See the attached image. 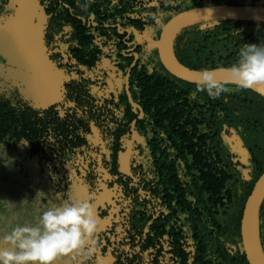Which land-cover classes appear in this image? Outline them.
<instances>
[{
    "label": "trees",
    "instance_id": "obj_1",
    "mask_svg": "<svg viewBox=\"0 0 264 264\" xmlns=\"http://www.w3.org/2000/svg\"><path fill=\"white\" fill-rule=\"evenodd\" d=\"M31 1L41 20L33 43L67 78L60 100L45 107L0 78V155L17 152L53 194L64 196L74 180L85 195L109 193L85 264H249L241 218L264 172V96L226 83L228 91L209 98L169 73L157 46L184 11L264 0ZM247 44L264 45V22H192L170 48L198 70L236 63ZM257 226L264 255V199Z\"/></svg>",
    "mask_w": 264,
    "mask_h": 264
},
{
    "label": "clouds",
    "instance_id": "obj_2",
    "mask_svg": "<svg viewBox=\"0 0 264 264\" xmlns=\"http://www.w3.org/2000/svg\"><path fill=\"white\" fill-rule=\"evenodd\" d=\"M197 71L196 91L206 93L209 98H218L228 91L225 86L228 81L215 76L220 72L227 73L236 88L247 89L264 82V45L247 44L240 49L236 63ZM18 144L26 147L28 141L22 139ZM4 156L10 160L5 150ZM91 196L89 193L80 200L53 202L39 213L38 224H17L0 234V240L8 246L0 248V264H54L66 255L79 256L78 264H85L98 243L94 237L97 219Z\"/></svg>",
    "mask_w": 264,
    "mask_h": 264
},
{
    "label": "rangeland",
    "instance_id": "obj_3",
    "mask_svg": "<svg viewBox=\"0 0 264 264\" xmlns=\"http://www.w3.org/2000/svg\"><path fill=\"white\" fill-rule=\"evenodd\" d=\"M36 16L37 14L36 25L33 28L34 32L37 30L35 35L41 25L40 18ZM33 53L36 55L34 58L37 64H33L29 72L17 68L10 69L8 64H0V78H10L15 81L21 88L23 97L33 106L45 107L60 100L62 84L67 77L48 64L47 57L42 56L37 43H33ZM42 73L48 76L46 87L41 82ZM94 137H97V134L92 133L91 139ZM230 146L238 153L241 151L232 136ZM7 156L10 158L9 161L4 154L0 155L3 157L0 159V234L8 232L17 224H38L39 213L53 202L59 204L62 201H75L88 196L84 193L85 188L83 189L76 180L64 196L53 194L38 178H35L33 166H29L17 152ZM40 192L44 194L41 195ZM107 194L109 193L98 192L90 197L94 215L99 207L111 202V197L109 199ZM0 248H8V246L0 240ZM54 264H71V262L63 256L54 261ZM72 264H78V261Z\"/></svg>",
    "mask_w": 264,
    "mask_h": 264
},
{
    "label": "water",
    "instance_id": "obj_4",
    "mask_svg": "<svg viewBox=\"0 0 264 264\" xmlns=\"http://www.w3.org/2000/svg\"><path fill=\"white\" fill-rule=\"evenodd\" d=\"M244 20L264 22V6H228L217 5L194 8L184 11L166 23L158 41V54L162 65L175 77L197 82L198 71L180 65L171 53L170 41L173 34L182 26L205 20ZM33 22L32 7L28 0H21L12 20L8 25L0 27V57L9 66L28 70L34 60L33 53ZM217 79L233 84L227 73H216ZM41 82L46 87L48 79L45 73L40 75ZM249 89L264 96V82L254 83ZM141 116V114H140ZM134 124V122H133ZM133 124L132 140L134 139ZM130 147V143L128 148ZM264 199V172L255 183L245 203L241 218V242L249 264H264V255L258 237V213Z\"/></svg>",
    "mask_w": 264,
    "mask_h": 264
},
{
    "label": "flooded vegetation",
    "instance_id": "obj_5",
    "mask_svg": "<svg viewBox=\"0 0 264 264\" xmlns=\"http://www.w3.org/2000/svg\"><path fill=\"white\" fill-rule=\"evenodd\" d=\"M20 1H21V0H0V15H1L3 12H7L8 10H10V8L12 9V7H14L15 5H17V6H16V10H17ZM28 1L31 2V7H32V22H33V28H34L35 25H36V18H35V15H36V13H35V4H33V2H32L31 0H28ZM16 3H17V4H16ZM15 13H16V11H15ZM15 13H14V15H15ZM14 15H13V17H14ZM13 17H12V18H13ZM36 17H37V16H36ZM12 18H11V20H12ZM33 28H32V32L35 34L37 30L34 32ZM32 39H33V38H32ZM34 56H36L35 53H34ZM0 64L7 65V63H6V62L4 61V59L1 58V57H0ZM7 66H8V68H10V69H11V68H12V69L17 68V69H20V70H24V69H22V68H20V67L9 66V65H7ZM47 79H48V76H47Z\"/></svg>",
    "mask_w": 264,
    "mask_h": 264
}]
</instances>
